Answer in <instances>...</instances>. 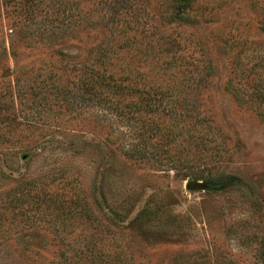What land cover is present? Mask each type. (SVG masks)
<instances>
[{
    "label": "rangeland",
    "instance_id": "rangeland-1",
    "mask_svg": "<svg viewBox=\"0 0 264 264\" xmlns=\"http://www.w3.org/2000/svg\"><path fill=\"white\" fill-rule=\"evenodd\" d=\"M98 1L91 3L99 16ZM200 1L218 6L219 23L179 26L174 35L202 39L196 56L214 64L204 99L230 137L224 167L185 177L126 158L113 135L87 120H4L0 264H264V117L225 88L236 63L251 64L264 52V0ZM159 3L151 0L148 12ZM104 26L95 23L65 50L87 53L105 38ZM9 28L0 20V31ZM27 52V60L40 57ZM198 180L212 187L189 190Z\"/></svg>",
    "mask_w": 264,
    "mask_h": 264
},
{
    "label": "trees",
    "instance_id": "trees-1",
    "mask_svg": "<svg viewBox=\"0 0 264 264\" xmlns=\"http://www.w3.org/2000/svg\"><path fill=\"white\" fill-rule=\"evenodd\" d=\"M150 1L99 0L98 16L91 0H0V20L10 26L7 35L0 31V127L87 120L113 135L130 160L196 179L223 168L233 153L230 137L204 99L214 64L196 56L202 39L174 35L179 26L218 24V6L158 0L148 12ZM95 23L106 25L105 38L87 53H68ZM258 31L264 34V21ZM27 51L40 57L27 60ZM231 73L226 90L264 117V52Z\"/></svg>",
    "mask_w": 264,
    "mask_h": 264
},
{
    "label": "water",
    "instance_id": "water-1",
    "mask_svg": "<svg viewBox=\"0 0 264 264\" xmlns=\"http://www.w3.org/2000/svg\"><path fill=\"white\" fill-rule=\"evenodd\" d=\"M187 187H188L189 190L198 191V190H206V189H209L212 186H211L210 183H208L206 181L198 180V181L189 182L187 184Z\"/></svg>",
    "mask_w": 264,
    "mask_h": 264
}]
</instances>
